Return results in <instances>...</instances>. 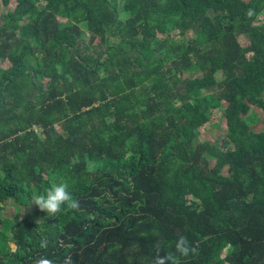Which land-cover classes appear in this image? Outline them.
<instances>
[{
  "label": "trees",
  "instance_id": "16d2710c",
  "mask_svg": "<svg viewBox=\"0 0 264 264\" xmlns=\"http://www.w3.org/2000/svg\"><path fill=\"white\" fill-rule=\"evenodd\" d=\"M263 14L0 0V264H264ZM214 112L225 136L195 142ZM61 181L78 210L32 205Z\"/></svg>",
  "mask_w": 264,
  "mask_h": 264
},
{
  "label": "clouds",
  "instance_id": "9594fccd",
  "mask_svg": "<svg viewBox=\"0 0 264 264\" xmlns=\"http://www.w3.org/2000/svg\"><path fill=\"white\" fill-rule=\"evenodd\" d=\"M248 15H254V10H249ZM32 205L37 206L40 211L46 212L48 216H54L59 213L63 206H67L68 209L78 210L79 203L75 200L69 191V184L67 181H61L53 184L47 189L45 193L33 194ZM47 238L40 240V247L47 248ZM176 251L182 256H188L190 253L195 254L197 247L189 246V241L184 236H179L175 243ZM171 260L170 256L158 255L154 259V264H169ZM35 264H53L50 259L45 257H39L35 260Z\"/></svg>",
  "mask_w": 264,
  "mask_h": 264
},
{
  "label": "rangeland",
  "instance_id": "374dc122",
  "mask_svg": "<svg viewBox=\"0 0 264 264\" xmlns=\"http://www.w3.org/2000/svg\"><path fill=\"white\" fill-rule=\"evenodd\" d=\"M259 19H260V23H264V14ZM187 38L188 39L193 38V33H189L187 35ZM238 39H239V43L242 46H246L248 44L247 40L244 39L243 37H239ZM85 40H87V35H85ZM95 43H99V40H96ZM189 75H190V73H185L183 75V77H189ZM215 77H216L217 81H221L222 80L221 72H217ZM199 131H200V136L195 141L197 143L202 142V141H208L210 143H213V142H215V140L217 138L220 139V138H222V136H225L226 126L221 119L220 112H214L212 115L211 121L208 124H206L205 126L201 127L199 129ZM7 209H9V212H7L8 214L10 213V211L13 213V209H14V215L13 216L17 217L18 220L20 219V217L16 213V209L14 207L9 205ZM11 248L13 250L15 249L13 244H11Z\"/></svg>",
  "mask_w": 264,
  "mask_h": 264
}]
</instances>
